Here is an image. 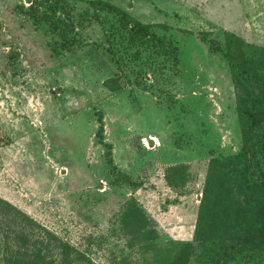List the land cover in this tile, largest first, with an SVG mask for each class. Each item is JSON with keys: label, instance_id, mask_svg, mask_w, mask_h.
I'll use <instances>...</instances> for the list:
<instances>
[{"label": "rangeland", "instance_id": "rangeland-1", "mask_svg": "<svg viewBox=\"0 0 264 264\" xmlns=\"http://www.w3.org/2000/svg\"><path fill=\"white\" fill-rule=\"evenodd\" d=\"M69 1L77 42L67 49L58 31L34 20L28 0H0V198L95 264H159L161 255L145 249L148 241L136 239L123 216L136 202L160 252L194 238L209 160L242 146L228 63L201 32L221 44L233 32L243 40L238 54L252 55L264 46V0H111L157 24L175 56L147 44L127 49L122 36L109 40L113 12ZM85 11L107 20L83 19ZM114 76L122 89L105 85ZM99 114L118 170L141 185L118 181L108 166ZM178 163L189 167L184 186L165 176ZM7 209L0 202V264L6 231L20 217Z\"/></svg>", "mask_w": 264, "mask_h": 264}, {"label": "trees", "instance_id": "trees-1", "mask_svg": "<svg viewBox=\"0 0 264 264\" xmlns=\"http://www.w3.org/2000/svg\"><path fill=\"white\" fill-rule=\"evenodd\" d=\"M28 2L36 22L48 23L58 31L62 38L59 46L69 49L77 42L69 0ZM86 2L95 9H108L117 16V25L107 28L109 40L122 36L127 49L147 44L161 54L176 55L177 46L153 28L157 24L133 17L111 0ZM90 14L85 11L82 18ZM91 15L100 21L107 20L97 11ZM201 38L208 41L212 51L221 52L228 63L237 93L236 111L242 146L238 152L217 155L209 160L192 240H174L172 248L160 252L154 242L157 232L136 202L129 205L122 220L136 239L144 237L148 241L144 244L145 249L152 251L155 257L161 255L159 264H189L193 257L199 264H264V46L252 55L241 57L237 47L243 40L233 32L226 33L224 44L208 37V31H202ZM53 49L60 53L59 47ZM110 50L115 53L114 49ZM137 52L132 51V55ZM104 83L112 90L123 88L120 76L107 78ZM98 121L96 137L105 148L106 162L117 175L116 179L141 185L118 170L113 147L104 139L102 114L98 115ZM165 176L170 185L184 186L190 178L189 167L186 163L171 165L166 168ZM0 202L7 203L20 215L17 228L5 234V264H95L85 253L26 212L1 198Z\"/></svg>", "mask_w": 264, "mask_h": 264}]
</instances>
